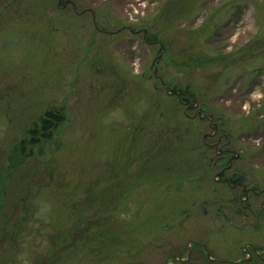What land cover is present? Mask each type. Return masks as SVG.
<instances>
[{
	"label": "rangeland",
	"instance_id": "374dc122",
	"mask_svg": "<svg viewBox=\"0 0 264 264\" xmlns=\"http://www.w3.org/2000/svg\"><path fill=\"white\" fill-rule=\"evenodd\" d=\"M262 248L264 0H0V264Z\"/></svg>",
	"mask_w": 264,
	"mask_h": 264
},
{
	"label": "trees",
	"instance_id": "16d2710c",
	"mask_svg": "<svg viewBox=\"0 0 264 264\" xmlns=\"http://www.w3.org/2000/svg\"><path fill=\"white\" fill-rule=\"evenodd\" d=\"M64 120L65 111L63 107L49 108L42 113V115L24 131L20 141L14 145L13 153L10 156L12 167L10 166L8 168L10 171H7L8 169L4 171L6 177L10 175L9 173L14 169L13 167H16L23 159L31 155L29 151H31L32 147L51 139V137L55 135L57 129L63 124ZM38 153H40V150ZM238 180L240 179H236V177L235 180L231 178L230 183H235Z\"/></svg>",
	"mask_w": 264,
	"mask_h": 264
},
{
	"label": "flooded vegetation",
	"instance_id": "af4514ba",
	"mask_svg": "<svg viewBox=\"0 0 264 264\" xmlns=\"http://www.w3.org/2000/svg\"><path fill=\"white\" fill-rule=\"evenodd\" d=\"M189 248V247H188ZM188 253L185 257V260L188 261L190 258V252L189 249H187ZM252 253V254H251ZM251 253H244L241 258H239L237 261H231V264H264V248L259 251H255L254 249L251 250ZM205 254V253H204ZM249 254V256H248ZM251 254V255H250ZM207 258H205L208 261V264H225V263H218L217 258H211L209 253H206ZM258 260V261H257ZM182 260H180L181 262ZM192 263V260H191Z\"/></svg>",
	"mask_w": 264,
	"mask_h": 264
}]
</instances>
